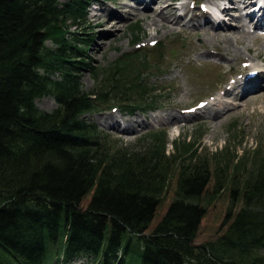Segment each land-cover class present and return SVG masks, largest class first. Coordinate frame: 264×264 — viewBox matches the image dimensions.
<instances>
[{"label":"trees","instance_id":"16d2710c","mask_svg":"<svg viewBox=\"0 0 264 264\" xmlns=\"http://www.w3.org/2000/svg\"><path fill=\"white\" fill-rule=\"evenodd\" d=\"M86 4L0 0V264H264L261 147L239 156L227 145L212 168L195 148L201 135L172 142L170 156L163 131L148 135L138 151L100 141L87 115L113 106L148 111L159 96L147 82L153 62L140 50L97 70L94 91L81 90L83 50L71 45L65 26L84 17ZM131 30L140 32L138 25ZM44 97L58 108L41 111L37 101ZM170 160L190 165L182 166L177 197L149 232ZM228 172L240 177L229 183L228 229L196 245L207 214L203 196L213 177L216 192L226 188Z\"/></svg>","mask_w":264,"mask_h":264},{"label":"rangeland","instance_id":"374dc122","mask_svg":"<svg viewBox=\"0 0 264 264\" xmlns=\"http://www.w3.org/2000/svg\"><path fill=\"white\" fill-rule=\"evenodd\" d=\"M68 1L71 0H59V3L63 4ZM194 1L180 0L179 3H189L194 12L199 15L205 14L198 4L194 6ZM87 3L89 9H85L84 17L75 22L70 20L65 26L68 30V38L72 41L71 45L81 47L83 50L82 59L85 64L78 73L83 92L90 93L97 88V73H95L97 70L98 72L106 71L123 53L134 50L146 53L149 61L154 63L150 75L166 74L147 78V82L151 85L149 87L155 89L156 95L159 96L160 109L154 113V115H159L158 120H155L153 113L144 115L137 112L134 115H127L123 108L116 110L106 108L100 113L87 115L85 119L95 127L100 141L104 142L109 149L138 151L148 145L146 142L148 135L163 131L168 140L167 156L174 152L172 142L176 140L181 143L189 142L201 135L202 138L195 143V148L198 156L202 159L207 158L212 168L216 166L218 158L214 155L224 150L227 145L233 154L239 156L244 151H252L260 147L264 151V99L259 96L261 90L241 94L238 89L230 98H220L219 102L215 100L219 95L225 97L223 89L233 81L241 79L242 76L236 77L238 73L243 76L251 73L246 71L248 70L247 65L256 66L251 69L253 73L255 69L264 67V61L258 58L256 50L260 49L261 44L264 46V42L254 43L246 40L245 45H240L238 48L239 54L244 59L239 58L240 55L235 53L230 54L227 56V61L223 62L224 68L219 69L212 64H207L208 60L216 64L217 59L201 56L204 52V46H201L203 41L200 37L202 36L198 37L187 31L166 34L165 30L150 27L148 22L137 17L141 9L136 6L135 1L87 0ZM99 7L108 8L113 14L96 10ZM158 7L153 6L151 11L157 12ZM231 14L237 13L233 10ZM150 15L153 16V13ZM96 16H100L101 21L105 22L100 27L90 26V22L94 21ZM226 23L231 26L230 28L236 26V23L229 18L226 19ZM133 25H138L140 29L138 34L132 32ZM182 26L176 27L181 29ZM200 27L189 31L199 32L197 29H206L205 26ZM246 29L250 32L254 30L251 24L247 25ZM259 34L264 38L263 32ZM154 43H156L155 46ZM48 47L55 48L51 42L48 43ZM158 50H160L159 53ZM215 50L209 48L210 53L216 52ZM241 70L246 72H241ZM54 77L61 79L62 76L57 73ZM101 79L102 77H99V80ZM201 102L210 103L211 108L201 107L200 110ZM37 106L41 111L49 113L58 108L52 97L39 99ZM217 111L220 116L214 118V113ZM109 115H113L115 119L113 122L107 119ZM173 117L176 119L169 121ZM128 128L132 130L130 133L125 131ZM171 162L170 160L165 163L172 171L168 176V183L161 198L162 203L149 232H152L176 199L178 176L182 166L190 165L188 161L182 163V166L181 163L173 165ZM164 171L166 169H163ZM214 179L215 177L203 196V205L207 208V214L200 225L196 245L216 240L228 229L224 221L230 209L232 197L231 185L227 184L232 183L236 186L240 177L232 176L231 172H228L226 188L217 192L213 188ZM90 200L91 196L85 200L83 206L86 207ZM54 262L56 263V259ZM90 263L77 260L69 264Z\"/></svg>","mask_w":264,"mask_h":264},{"label":"bare ground","instance_id":"6f19581e","mask_svg":"<svg viewBox=\"0 0 264 264\" xmlns=\"http://www.w3.org/2000/svg\"><path fill=\"white\" fill-rule=\"evenodd\" d=\"M136 3L139 13L137 17L148 22L150 27H156V29L165 30L166 34L171 32H184L200 37L203 41L201 46H204V52L201 56H208L210 58L217 59V65L209 62L208 65H213L219 69L224 67L223 62L227 61V56L235 53L240 55L238 48L241 45H245L246 40H250L254 43L264 42L263 36L259 34V31H264V0H206L207 7L209 8L208 15L194 12L191 9L189 3L181 2L180 0H133ZM153 6H159L157 12L151 11ZM235 10L237 14H231ZM112 13L108 8L102 7L100 12ZM153 13V16L150 15ZM232 19L236 24L233 28H230L226 23V19ZM105 22L101 21L100 16H96L95 20L90 22V26L100 27ZM253 25L254 30L250 32L246 29L247 25ZM182 26L181 29L176 26ZM205 26V30L197 29L199 32H193L197 27ZM220 31H216V30ZM224 32V33H223ZM209 48L216 49L214 53H210ZM250 48L248 47V50ZM258 51V58L264 61V46L260 45ZM239 58L244 57L242 55ZM263 68V67H261ZM249 68L248 70H250ZM247 70V71H248ZM233 89H224L225 95H233L234 91L240 90V93H248L250 91L261 90L259 96L264 99V70H262L256 77L252 78L248 75L240 82V86ZM222 104V103H221ZM223 105V104H222ZM209 109L211 108L208 107ZM207 108V109H208ZM219 112L214 113V118L219 117ZM112 122L115 120L113 115L108 116ZM179 119L177 116H175ZM176 118L169 119V121ZM127 133L132 130L130 128L125 129Z\"/></svg>","mask_w":264,"mask_h":264}]
</instances>
